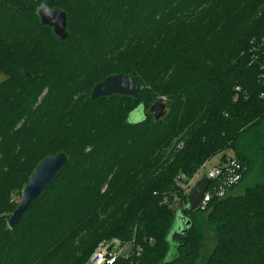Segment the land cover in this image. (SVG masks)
<instances>
[{
    "label": "trees",
    "instance_id": "16d2710c",
    "mask_svg": "<svg viewBox=\"0 0 264 264\" xmlns=\"http://www.w3.org/2000/svg\"><path fill=\"white\" fill-rule=\"evenodd\" d=\"M42 2L65 12V38L40 22ZM263 63L264 0H0V264H88L101 241L132 244L109 264H264ZM116 73L137 96L90 99ZM229 150L243 169L224 197L165 204L179 171ZM61 152L65 166L9 227L13 194Z\"/></svg>",
    "mask_w": 264,
    "mask_h": 264
},
{
    "label": "water",
    "instance_id": "95a60500",
    "mask_svg": "<svg viewBox=\"0 0 264 264\" xmlns=\"http://www.w3.org/2000/svg\"><path fill=\"white\" fill-rule=\"evenodd\" d=\"M37 15L42 24L52 27V30L59 38L67 36L66 31V14L58 7H49L46 2H42L37 8ZM140 90V84L130 74L116 73L105 77L102 81L96 83L90 91V99H98L109 95H124L135 98ZM139 109V108H138ZM165 102L163 98L157 99L148 109V112L154 115V119L158 120L165 114ZM142 113L143 111L139 109ZM67 155L65 153H57L47 156L40 161L31 174L24 187L16 207L10 214L8 226L13 227L19 222L28 207L41 195V193L55 179L59 171L67 163ZM208 179L202 177L190 189L187 195L186 208L190 211L195 210L201 200L203 192L207 186ZM180 224L182 226V218ZM185 223H189L186 221Z\"/></svg>",
    "mask_w": 264,
    "mask_h": 264
},
{
    "label": "built area",
    "instance_id": "2783aa9c",
    "mask_svg": "<svg viewBox=\"0 0 264 264\" xmlns=\"http://www.w3.org/2000/svg\"><path fill=\"white\" fill-rule=\"evenodd\" d=\"M262 68L264 69V63ZM242 169V165L233 154H226L224 159L219 157V160L213 164L206 161L202 162L189 178L184 173H180L178 177L180 182L187 186L191 185L192 182L197 183L202 177L208 179L207 186L198 204V207L204 209L211 198H222L229 192V188L240 180ZM210 180L212 182L208 187ZM112 247L111 243L101 241L89 258L88 263H112L116 256L113 254Z\"/></svg>",
    "mask_w": 264,
    "mask_h": 264
},
{
    "label": "rangeland",
    "instance_id": "374dc122",
    "mask_svg": "<svg viewBox=\"0 0 264 264\" xmlns=\"http://www.w3.org/2000/svg\"><path fill=\"white\" fill-rule=\"evenodd\" d=\"M4 79V75H2V74H0V81H2ZM140 91V90H139ZM162 98H163V101L165 102L166 101V98L165 97H163L162 96ZM125 104H127V108L126 109H122V107L120 108L121 109V113H118V111L119 110H116L115 112H114V114L112 115L113 116V121H114V123L115 124H119V123H123L124 121H125V117H126V114H127V112L134 106V103H132L131 101L130 102H128V100L127 101H125L124 102ZM119 109V108H118ZM167 106H166V104H165V113L167 112ZM164 116V115H163ZM141 117H142V113L139 111V109H136V110H134L133 112H131L130 114H129V116H128V119H129V121H131V122H137V121H139V120H141ZM64 143H63V145L64 144H66V140H64L63 141ZM232 152L229 150L228 152H227V154H231ZM220 155L221 154H216V155H214V156H212V157H210V158H208V159H206L205 161L207 162V163H209V164H213L214 162H217L218 160H219V157H220ZM204 162V161H203ZM180 173H183V172H178L177 173V175L175 176V186L178 188V189H180L181 191H179L180 192V197L179 196H177V195H175V197H174V199H173V202H170V204H169V200L167 199V201L165 202V204L168 206V207H173V208H175V210H177V208L180 206V204H184L185 202L183 201V199H184V196H186L187 197V195H188V192L190 191V189L194 186V184H195V182H192L191 183V185H189V186H187L186 184H182L181 182H180V180H179V175H180ZM185 174V173H184ZM186 175V174H185ZM188 178H189V176H187ZM245 181H247V180H245ZM242 182V185L243 184H246V182ZM106 185H103V188L105 187ZM242 189V187H241V184L238 186V187H236L235 188V190L234 191H232V193L233 192H237V191H239V190H241ZM20 194H21V190H20V192H19V194L17 193V194H13V200L15 201V202H18L19 201V198H20ZM10 217V216H9ZM8 222V221H7ZM180 227V219L178 218V216L177 217H175V220H174V223H173V225L171 226V229H170V233H169V237L171 236V234L175 231V230H177L178 228ZM100 243V242H99ZM98 243V244H99ZM111 245L113 246L112 247V249H113V254L114 255H116V256H118V255H127L131 250H130V247H132V244L131 243H118V242H111ZM98 246V245H97ZM96 246V247H97ZM95 247V248H96ZM209 251H210V247H208V248H206L205 249V251H204V255L203 256H206V255H208V253H209ZM92 255V254H91ZM91 256H89V258H90ZM88 258V259H89ZM89 264V263H88Z\"/></svg>",
    "mask_w": 264,
    "mask_h": 264
}]
</instances>
